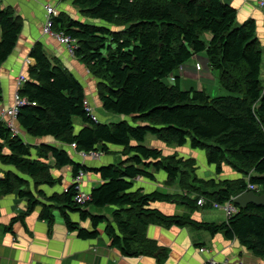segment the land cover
Instances as JSON below:
<instances>
[{
	"label": "trees",
	"instance_id": "1",
	"mask_svg": "<svg viewBox=\"0 0 264 264\" xmlns=\"http://www.w3.org/2000/svg\"><path fill=\"white\" fill-rule=\"evenodd\" d=\"M71 5L80 17L103 25L78 22L60 11L51 20V30L74 40L73 58L95 80L101 109L124 120H94L91 110L83 106L86 101L80 83L35 42L28 52L34 64L27 67L16 90L26 103L17 108L11 121L15 133L5 117L0 120V167L12 169H0V193H15L26 203L24 214L39 208L38 219L47 227L59 218L67 231L81 239L96 238L97 226L105 223L103 233L109 246L124 257L156 252V245L145 238L146 227L156 224L221 233L264 261L261 206H235V213L219 224L164 216L149 209L153 202L198 209V199L203 202L200 209L210 208L211 203L222 204L250 192L246 184L253 187L251 192L264 196V51L253 22L236 25L235 10L221 0H71ZM20 30L21 18L0 1V64L12 52ZM197 55L216 73L218 85L228 95L212 97L203 90L180 88L176 71ZM169 77L171 83L166 84ZM74 118L81 124L76 133ZM147 135L176 147L188 140V147L203 151L206 164L216 173L224 164L240 178L201 181L195 177L192 159L161 156L159 150L144 146ZM71 144L74 152L100 154L107 152L108 145L117 146L123 159L87 168L67 153ZM67 166L71 177L93 172L101 181L83 203L74 200V184L50 196L36 190L60 184L50 170ZM159 171L165 175L164 184L176 185L177 191L145 194L131 190L133 179L153 180ZM24 177L30 179L32 191ZM107 206L116 208L111 214L113 226L87 210ZM71 213L80 222L88 221L90 230L71 222Z\"/></svg>",
	"mask_w": 264,
	"mask_h": 264
},
{
	"label": "crops",
	"instance_id": "2",
	"mask_svg": "<svg viewBox=\"0 0 264 264\" xmlns=\"http://www.w3.org/2000/svg\"><path fill=\"white\" fill-rule=\"evenodd\" d=\"M0 1L3 7H10L21 18V30L16 44L9 56L0 64V120L4 117L5 110L12 104L16 79L19 76L25 78L27 67L34 64L33 60L28 57V52L35 42H39L45 54L54 58L80 83L84 90L85 101L96 121L103 122L109 119L110 116L102 112L97 101L95 80L88 74L86 68L70 57L62 45L41 32L45 17L43 7L45 5L53 6L57 12H60L65 10L63 4L56 0ZM221 2L235 10L236 25L245 21L253 22L255 36L260 45L264 47V11L257 7L256 0H221ZM195 63L201 66V70L198 72L193 69ZM205 63L202 55H197L183 64L180 67L183 70V78L178 75L180 88L182 89L181 81L186 80L185 75L188 77L189 88L203 90L208 96H211L212 93L214 96H218L216 93L219 89L216 88L215 81L212 80L214 72L208 70ZM202 69H205V73L201 72ZM80 127L79 123L78 130ZM74 129L73 133H76L78 130L75 132ZM147 136L143 142L144 146L159 150L163 157L175 155L176 158H190L194 162L195 158H198L201 169L196 167L194 174L201 181L211 179L214 182H220L240 178V175L224 164L220 165V170L216 173L212 165L202 164L199 154L189 150L186 146H183V150H175L178 148H169V145L159 142L152 136ZM25 140L28 143L32 142L26 137ZM44 143L54 144L50 140H45ZM120 152V147L107 146V152L102 154L103 157L101 155L95 160L87 158L81 162L87 168L116 164L123 159ZM67 153L73 161L80 160L68 147ZM73 154H75L74 157ZM0 169L12 170L6 167H0ZM50 175L53 178H60V184L53 187H37L36 190L41 191L45 196L62 193L72 178L68 166L58 170L51 169ZM24 179L29 181L28 188L32 191L33 185L30 179L25 177ZM164 182L165 175L159 171L153 174V180L133 179L131 190L138 189L145 194L153 191L170 194L177 191L176 185L166 186ZM100 183L98 175L93 172L85 173L81 180L80 192L88 196L90 190ZM25 207V201L17 198L15 193L7 195L0 193V264H257L264 262L246 251L235 239H226L221 233L210 235L205 231L195 230L188 226L176 227L156 224L148 225L145 229V238L156 245V252L152 255L124 257L117 249L109 246V241L103 233L105 223L97 226L98 235L96 238L81 239L76 236L75 232L67 231L59 218H55L53 224L47 227L45 222L38 219L39 208H34L28 214H24ZM91 209L93 208H87L90 214ZM149 209H154L164 216H186L196 222L219 224L226 220L222 211L211 207L200 209L198 206V209L188 210L176 202H153L149 204ZM94 210L98 214L91 215L103 216L110 226H113L111 214L113 210H116L115 207L107 206ZM69 219L71 222L77 223L80 228L90 230L89 222H80L77 214H69ZM200 248L203 249L202 252L198 251Z\"/></svg>",
	"mask_w": 264,
	"mask_h": 264
},
{
	"label": "built area",
	"instance_id": "3",
	"mask_svg": "<svg viewBox=\"0 0 264 264\" xmlns=\"http://www.w3.org/2000/svg\"><path fill=\"white\" fill-rule=\"evenodd\" d=\"M256 5L259 9L264 11V0H256ZM44 12H45V17H44V23L41 29V32L43 35L50 37L52 39H54L58 44L62 45L66 51V53L73 58L72 52L75 48V42L73 39H71L69 36L64 35L62 32H54L51 30V20L53 18H55L58 14V12L56 11V9L53 6H49V5H45L43 7ZM193 69L194 71L198 72L201 70V66L198 63H195L193 65ZM24 81V78L22 76H19L16 79V84H15V90L13 93V100H12V104L10 105V107L5 110V112L3 113V116L6 118V125L7 127H9L11 129V131L13 132V134L15 133V131L13 130L12 126H11V121L12 119H14V116L16 115V111L17 108L24 105L26 103V101L22 98H19L16 94V90L17 88L20 86V84ZM263 81H264V74H263ZM33 105V104H31ZM83 106L85 108L86 111L90 112L89 107L87 106L86 102H83ZM93 119L96 120L93 116ZM71 150L74 151V144L69 145V147ZM76 154V156L83 161L84 159H98L102 154L100 153H96V152H88V153H83V152H74ZM84 177V174L82 172H78L75 177L71 178V182L70 184H74L76 186V190H77V194L74 198L76 203H83L84 201L88 200V196L84 195L83 193L80 192V182L82 180V178ZM246 190H253V187L249 184H246ZM232 199L233 197H230L228 201H225L222 204H217V203H211V208L215 209V210H220L223 212L225 218L227 219L229 216H231L232 214L235 213L236 208L232 203ZM202 200L198 199L196 201V205L197 206H201L202 205ZM199 252H202L203 249H198ZM257 264H264V262H259Z\"/></svg>",
	"mask_w": 264,
	"mask_h": 264
},
{
	"label": "rangeland",
	"instance_id": "4",
	"mask_svg": "<svg viewBox=\"0 0 264 264\" xmlns=\"http://www.w3.org/2000/svg\"><path fill=\"white\" fill-rule=\"evenodd\" d=\"M61 4H63V6H64V11L68 14V16L71 18V19H73V20H75V21H78V22H83V23H93V24H97V25H103L101 22H97V21H91V20H88V19H86V18H83V17H80L79 16V14L77 13L78 12V9L76 8V7H72V5H71V0H66V1H64V2H61ZM58 7L60 8V6L58 5ZM105 27H107L108 29H111V30H117V28H113L112 26H105ZM263 48V51H264V47H262ZM264 57V56H263ZM205 68V67H204ZM201 72H204L205 73V69L203 70L202 69V71ZM200 72V73H201ZM213 72V71H212ZM176 73H177V75H179V76H181L182 78H183V70L180 68V69H178L177 71H176ZM262 73L264 74V66H263V70H262ZM214 74V77H212L213 79V81H215V86H216V88H218L219 89V91L216 93V95H220V96H223V95H228L224 90H222L220 87H219V85H218V83H217V81H216V74H215V72L213 73ZM263 74H262V78H263ZM184 77H185V81H181V87H182V89H185V90H188V89H190L189 88V82L187 81V78L188 77H186L185 75H184ZM94 80V79H93ZM197 80V79H196ZM171 78L169 77V78H166L165 79V83L166 84H170L171 82ZM197 84V83H196ZM193 89V88H192ZM211 96H214V94L212 93V94H210ZM215 97V96H214ZM102 112L103 113H106V114H108L109 116H110V118L109 119H107V120H104L103 121V123H117V122H119V121H122V120H124V119H122V117L121 116H118V115H115V114H112V113H109V112H105V111H103L102 110ZM98 122H102V121H98ZM127 122L128 123H130L129 122V120H127ZM75 124V129H74V131L76 132L77 130H78V128H77V125L79 124V120L77 119V118H74L73 119V125ZM74 127V126H73ZM147 137H150V136H147ZM108 146H112V145H108ZM183 146H186L187 148H189L188 147V140L186 141V143L184 144V145H182L181 147H176V146H168L169 148H178V149H175V150H183L184 149V147ZM189 150H192V149H190L189 148ZM66 151H67V149H66ZM193 151H195V152H197L198 154H199V156H200V158H201V160H202V164H204L205 165V159H204V155H203V152L201 151V150H193ZM75 156V154H73V157ZM104 155H102V157H103ZM73 160V159H72ZM75 162V161H74ZM77 163H79V164H83V162H81V160H79ZM194 166H195V170H196V167L198 168V169H201V163L199 162V159L198 158H195V162H194ZM206 166V165H205ZM208 166H210V165H208ZM84 178V177H83ZM82 178V179H83ZM80 184H81V182H80ZM80 184H79V186H80ZM90 212H91V214H98V213H96V210H94V208L93 209H91L90 210Z\"/></svg>",
	"mask_w": 264,
	"mask_h": 264
},
{
	"label": "water",
	"instance_id": "5",
	"mask_svg": "<svg viewBox=\"0 0 264 264\" xmlns=\"http://www.w3.org/2000/svg\"><path fill=\"white\" fill-rule=\"evenodd\" d=\"M232 203L238 209H243L247 204L255 207L261 206L264 208V196L256 195L253 192H243L233 197Z\"/></svg>",
	"mask_w": 264,
	"mask_h": 264
}]
</instances>
